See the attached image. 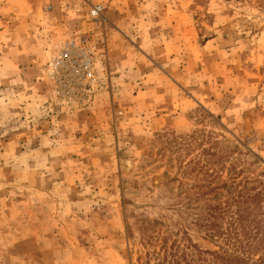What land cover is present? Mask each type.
I'll list each match as a JSON object with an SVG mask.
<instances>
[{
  "label": "rangeland",
  "instance_id": "obj_1",
  "mask_svg": "<svg viewBox=\"0 0 264 264\" xmlns=\"http://www.w3.org/2000/svg\"><path fill=\"white\" fill-rule=\"evenodd\" d=\"M203 185L188 222L253 189L264 217V0H0V264L154 263Z\"/></svg>",
  "mask_w": 264,
  "mask_h": 264
},
{
  "label": "trees",
  "instance_id": "obj_2",
  "mask_svg": "<svg viewBox=\"0 0 264 264\" xmlns=\"http://www.w3.org/2000/svg\"><path fill=\"white\" fill-rule=\"evenodd\" d=\"M215 141L205 151L207 164L218 165L226 162L233 155L236 147L231 150L225 142ZM221 146L226 147L221 150ZM188 194L180 193L181 207L172 209L182 214L183 223H177V233L181 240L170 241L171 234L153 236L141 233V244L147 249V257H154V263L147 264H264V217L261 211L260 200L263 189H253L255 193H239L236 199L226 203L225 206H209L207 218L204 222L190 223L188 215L192 203L201 199H207L210 195L219 192V186L203 185L192 187ZM196 190V191H195ZM185 193V194H184ZM234 206V212L231 208ZM226 221L228 226L222 229L220 222ZM196 224V225H195ZM176 227V224L174 225ZM202 228L206 232L207 239L224 238V247L218 250H202L193 242L189 235L191 227ZM169 231V228L167 229ZM232 249L234 252H231Z\"/></svg>",
  "mask_w": 264,
  "mask_h": 264
},
{
  "label": "built area",
  "instance_id": "obj_3",
  "mask_svg": "<svg viewBox=\"0 0 264 264\" xmlns=\"http://www.w3.org/2000/svg\"><path fill=\"white\" fill-rule=\"evenodd\" d=\"M102 11H103V7L100 5H97V6L93 7L91 13H92V16L94 18H99L102 14Z\"/></svg>",
  "mask_w": 264,
  "mask_h": 264
},
{
  "label": "bare ground",
  "instance_id": "obj_4",
  "mask_svg": "<svg viewBox=\"0 0 264 264\" xmlns=\"http://www.w3.org/2000/svg\"><path fill=\"white\" fill-rule=\"evenodd\" d=\"M49 72H50V76H52L54 74V72H55V69L53 67L52 68L50 67V71Z\"/></svg>",
  "mask_w": 264,
  "mask_h": 264
},
{
  "label": "crops",
  "instance_id": "obj_5",
  "mask_svg": "<svg viewBox=\"0 0 264 264\" xmlns=\"http://www.w3.org/2000/svg\"><path fill=\"white\" fill-rule=\"evenodd\" d=\"M37 0H33V2H36Z\"/></svg>",
  "mask_w": 264,
  "mask_h": 264
}]
</instances>
